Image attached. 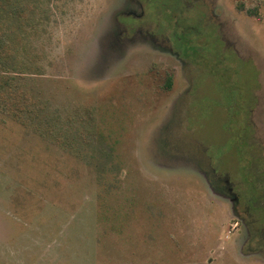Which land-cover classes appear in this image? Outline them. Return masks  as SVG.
I'll use <instances>...</instances> for the list:
<instances>
[{
	"label": "rangeland",
	"instance_id": "obj_1",
	"mask_svg": "<svg viewBox=\"0 0 264 264\" xmlns=\"http://www.w3.org/2000/svg\"><path fill=\"white\" fill-rule=\"evenodd\" d=\"M20 6L0 264H264V0Z\"/></svg>",
	"mask_w": 264,
	"mask_h": 264
},
{
	"label": "trees",
	"instance_id": "obj_2",
	"mask_svg": "<svg viewBox=\"0 0 264 264\" xmlns=\"http://www.w3.org/2000/svg\"><path fill=\"white\" fill-rule=\"evenodd\" d=\"M22 1L23 0H0V16H2L1 14H12L13 17H15V20L18 17H25V9H29L31 7H21L20 5ZM13 26L15 27V25ZM17 43L18 41L14 37L12 32L3 31L0 25V73L6 74L8 70H18V72L23 71V69L20 68L22 64L18 60H16V56H12L13 51L15 53V46L17 45ZM6 83V80L0 81V87L2 88ZM9 102L10 98H5L4 96H2V94H0L1 112H3V114H6V116L17 119L19 117L17 113L20 112V107H15V111H12ZM21 123L25 124L23 119H21Z\"/></svg>",
	"mask_w": 264,
	"mask_h": 264
},
{
	"label": "flooded vegetation",
	"instance_id": "obj_3",
	"mask_svg": "<svg viewBox=\"0 0 264 264\" xmlns=\"http://www.w3.org/2000/svg\"><path fill=\"white\" fill-rule=\"evenodd\" d=\"M228 193L231 194V191L229 189H228ZM231 199L237 201L235 198H231Z\"/></svg>",
	"mask_w": 264,
	"mask_h": 264
}]
</instances>
